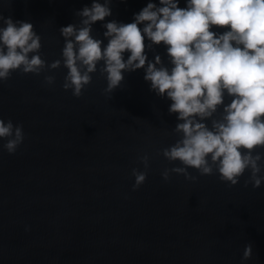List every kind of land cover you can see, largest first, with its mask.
<instances>
[{"label":"water","instance_id":"1","mask_svg":"<svg viewBox=\"0 0 264 264\" xmlns=\"http://www.w3.org/2000/svg\"><path fill=\"white\" fill-rule=\"evenodd\" d=\"M91 2L0 0V15L31 22L50 64L61 58L59 29ZM147 2L112 0L106 21L130 23ZM104 31L93 25L96 38ZM155 53L167 62L163 47ZM66 72L16 71L0 82V118L25 133L14 154L0 141V264H264V183L245 186L246 171L230 186L192 169L195 181H164L162 171L178 166L161 154L179 139L171 101L150 90L143 70L125 73L112 93L97 70L79 98L63 89ZM144 154L147 178L134 191Z\"/></svg>","mask_w":264,"mask_h":264},{"label":"clouds","instance_id":"2","mask_svg":"<svg viewBox=\"0 0 264 264\" xmlns=\"http://www.w3.org/2000/svg\"><path fill=\"white\" fill-rule=\"evenodd\" d=\"M112 0H92L76 15L78 23L59 29L64 40L61 58L48 64L41 56V37L28 21L0 15V82L13 72L41 74L44 68L67 69L63 89L79 98L99 70L106 93L124 81V74L143 70L144 80L157 96L171 101L178 134L162 150L172 173L186 180L217 174L235 186L247 171L245 186L264 183V0H148L130 23L112 16ZM101 22L104 40L93 25ZM163 47L167 62L154 48ZM126 56V58H125ZM47 85L55 78L46 75ZM25 139L23 125L0 118V141L14 154ZM144 170L132 169L133 190L147 178L149 156L138 158ZM27 230V229H26ZM252 256L245 245L242 260Z\"/></svg>","mask_w":264,"mask_h":264}]
</instances>
